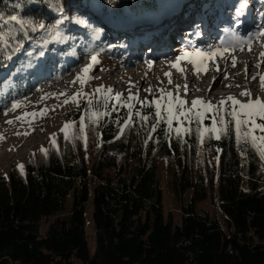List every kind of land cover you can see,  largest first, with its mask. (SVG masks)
<instances>
[{
	"label": "trees",
	"instance_id": "16d2710c",
	"mask_svg": "<svg viewBox=\"0 0 264 264\" xmlns=\"http://www.w3.org/2000/svg\"><path fill=\"white\" fill-rule=\"evenodd\" d=\"M163 1L58 0L69 21L59 25V31L29 28L25 37L18 31L20 23L10 20L12 15L51 25L59 13L43 0H0V32L8 34L10 45L22 41L10 60L0 57V112L65 78L79 54H102L107 32L100 19L129 13L143 18ZM211 1L220 7L228 3ZM140 25L135 23L133 29ZM129 103H81L69 139L60 132L57 146L49 154L39 151L24 174L13 168L7 177L0 175V264H264V160L250 144L236 142L235 122L227 115L233 105L214 107L197 124L194 114L200 109L171 103L173 111L190 119H173L169 130L162 119L169 101L160 105V117L151 103H130L131 123ZM216 108L228 122V135L217 140L204 133L201 141L196 129L212 127ZM138 112L149 119L142 120ZM216 126L220 128L218 119ZM203 150L215 158L207 169L199 165ZM162 162L171 168L175 193H188L181 202L180 223L164 210ZM209 191L216 193L221 218L197 208ZM91 196L94 254L86 233ZM45 219L52 220L42 233Z\"/></svg>",
	"mask_w": 264,
	"mask_h": 264
},
{
	"label": "rangeland",
	"instance_id": "374dc122",
	"mask_svg": "<svg viewBox=\"0 0 264 264\" xmlns=\"http://www.w3.org/2000/svg\"><path fill=\"white\" fill-rule=\"evenodd\" d=\"M186 1L188 0H164L159 9L150 14L149 18L154 23L148 21L149 19L147 20V18L141 20V15L136 13H129L125 16L121 15L119 16L121 18L115 15L117 16L116 18L113 17L108 21L106 20L105 23L100 22L106 28L107 35L101 41V44L104 46V52L97 55L98 63H94L91 60V56L79 54L65 78L33 91L27 99L16 103L18 107L15 110L0 112V175L7 177L13 168L20 171L19 165H23L24 174L27 163L41 151V148L46 149L49 154L57 146L59 133L62 132L61 130L64 128L65 123L71 122L73 117L78 116V107L82 105L81 103L88 102L89 99L95 103L99 101L115 103L117 101L114 98L108 99L107 97L122 94L121 100L126 102L151 103L154 106H156L155 101H159L160 105L164 101L179 105L178 100L182 99L185 101L183 109H192V101L197 98H200L204 102H211L214 107L232 105V102L227 99L230 96L235 97L242 103H247L249 97L242 95V93L250 90L253 99L260 98L264 101V85L261 83V77H264V56L261 55V53H264V36L255 37L251 44V50H248L247 45L243 41L248 39L247 34L249 32L257 31L251 29V27L258 23L254 22L251 26L236 23L237 25H241L239 28L236 27V24H232L230 12L232 11V6L238 4V0H228V3L221 7L212 3L211 0H208V3H206V0H199L205 4L202 8L197 4L198 10L196 13L208 16L211 18V22L217 21V30L222 29L223 31V37L217 45L213 44L203 47L195 37H186L185 40H180L179 44H182L180 46L181 51H178L179 47L174 48L176 45H165V42H162L164 38L161 39L159 35H155L154 33L152 36L147 37L151 46L145 49L143 43L145 42L143 40L145 38L142 39L138 35L140 38L137 40V34L144 32L143 30L146 28H150L148 26L159 27L157 24L158 18L165 13L164 11L171 13L170 7L172 5L176 7L173 12L177 10L180 13L186 12L182 10L186 6H184ZM248 3H250L251 7L253 5L264 6V3L258 0H248ZM227 8L231 9L228 11L226 10ZM97 9V6H95L93 9L94 14H97ZM223 17L226 18L224 26H222ZM125 21H129L130 25L136 22L139 25L141 24V27H139V30H125L123 26L128 23ZM148 23L150 25H147ZM160 24H163L160 26L163 30L167 27L165 22ZM198 24L200 25V22ZM161 29H158L156 34ZM201 30L203 28H199V33L202 32ZM169 33L170 30L167 29L164 35ZM98 34L101 36L100 31H98ZM116 34L120 39L115 38ZM125 34L129 35L132 40L122 39V36ZM238 40L242 42V45L238 44ZM136 41L139 43H136ZM160 44H163V46ZM157 45H160L164 51L161 53L156 50L155 53L159 54V58L157 59H153L156 55L143 56L141 53L136 54V47H141L143 51L149 53ZM196 49H201L204 52L220 49L222 55H217L215 58L205 61L203 68L199 72L189 62L195 58L192 55L180 59L178 67L173 66V64L177 63L178 57L183 56L185 52L194 53ZM244 54L246 58H250L248 59L250 62L245 66L241 61ZM233 57L237 61L235 66L232 64ZM128 60L134 62L133 66L138 65L136 67L137 73H130L124 78L120 74L118 67L121 62ZM156 60H158V66L154 65ZM197 62L200 63L201 60L198 59ZM89 65H93V67L88 73H85L84 69ZM180 69H183V71H180ZM215 77L218 78L217 83L212 85V80ZM252 77H255V79H252ZM82 80L84 83H81ZM188 84H190V87ZM101 86L104 87L101 88ZM98 88H101V91L96 92L95 90ZM108 88L112 89L111 93L107 92ZM190 89L193 92L190 93ZM168 93L172 94L171 97H169ZM73 96H75V100H73ZM129 96L136 97V99H129ZM221 100L225 101L223 105L220 104ZM65 101L68 102L65 103ZM198 109L204 113L211 112L207 111L203 104H198L193 110ZM33 113L35 115H32ZM7 121H12V123H8ZM262 121L257 118V123ZM72 128L67 129V132L71 131ZM254 134L264 135V132L256 129ZM53 137H55V145L51 142ZM198 159L199 165L203 169L209 168L211 164H214L215 160L209 150L200 151ZM170 169L167 163H160L159 177L164 191V210L166 215L171 217L175 223H180L181 202L188 199V193L182 195L175 193L172 188V172ZM92 198L91 196L86 210V233L89 250L94 254L96 250V228L92 217ZM217 199L216 193L211 195L209 191L207 199L198 202V210H207L212 216L221 218L219 201ZM51 220L45 219L42 221V233L48 229ZM74 264L80 263L78 260H75Z\"/></svg>",
	"mask_w": 264,
	"mask_h": 264
},
{
	"label": "snow or ice",
	"instance_id": "6c2138e0",
	"mask_svg": "<svg viewBox=\"0 0 264 264\" xmlns=\"http://www.w3.org/2000/svg\"><path fill=\"white\" fill-rule=\"evenodd\" d=\"M44 3H46L50 10L55 11L56 13H59V18L51 25H47L42 21H36V20H31V21H24L22 19V17L18 16V15H12L10 17L11 21H18L20 23V28L18 29V31L22 32L24 34L25 37H27V32L28 29L30 28L32 31H36V30H45V31H51L53 29L59 31V25H63L65 23V21H69V17L64 13V9H63V5L58 3V0H43ZM260 2L264 3V0H260ZM17 7H19V5H17ZM248 7V0H238V4L235 10V17L234 19L236 21H238V23L243 24V20L240 19V17H243L246 13ZM0 19H3V17H0ZM75 23H83L82 20H74ZM27 25V27H26ZM257 31L256 32H249L247 34L248 39L246 41H243V43H246L248 50H251V44L252 41L255 37L257 36H264V26L258 25L257 26ZM7 35L5 33L0 32V57L4 58V59H8L10 60L12 58V55L15 53V51H17L21 46H22V41H17L16 45H10L9 44V40L7 39ZM11 47V52H8L7 55L5 56V52L7 49H9ZM241 50H243L241 48ZM40 56L44 55V51L41 50L39 52ZM194 56L195 58L191 59L189 62L192 63L195 68L196 71L199 72L201 71V69L204 66V62L209 60V59H213L215 58L217 55H222L221 54V50L220 49H215L213 51H209V52H204L201 49H196L194 51V53H187L185 52L183 54V56L178 57L177 58V63L173 64L174 67H178V62L180 59H183L185 56ZM262 56H264V53H261ZM200 59L201 62L198 63L197 60ZM91 60L94 63H98V58L97 55H92L91 56ZM236 60L233 57L232 58V64L233 66H235L236 64ZM93 67V65H89L88 67H86L84 69L85 73H88L90 71V69ZM206 70V69H204ZM180 71H183V69H180ZM247 71V70H246ZM252 79H255V77H252ZM171 82V81H170ZM81 83H84V81L82 80ZM261 83L262 85H264V77H261ZM104 86H101V88H103ZM101 88L96 89V92L101 91ZM108 93L112 92L111 88L107 89ZM87 95V94H85ZM169 97H171V93H168ZM242 95H246L249 97V100L247 103H242L241 101L237 100L235 97H228L227 99L230 100L232 102V110L227 112V115L231 117V119L235 122V139L237 143H240L242 140L245 143H248L252 146V148L259 153V156L262 160H264V135H255L254 131L256 129H259L260 132H264V123H257V118H259L260 120H264V101H262L260 98H256V99H252L251 98V92L250 90H246L244 93H242ZM121 97L122 94H116L114 97H107L108 99H112L114 98L118 103L121 102ZM129 99H136V97L133 96H129ZM73 100H75V96H73ZM68 101H65V103H67ZM179 105L181 108H183L185 101L182 99L178 100ZM93 101L91 99L88 100V104L92 105ZM156 105V112L155 115L156 117H160L161 113H160V102L159 101H155L154 102ZM225 103V101L221 100L220 104L223 105ZM198 104H203L205 109L207 111H212L214 109V106L211 104V102H204L202 101L200 98H197L196 100L192 101V109H195L196 106ZM236 105H239V110L236 109ZM146 106H151L146 105ZM16 107H18V104H13L12 108L9 110H15ZM127 107L129 108V123H131V108H132V104H127ZM189 111H191V109H189ZM217 115L216 117H213V124L211 128H204L203 131H201V129L198 127L196 129L197 133L199 134V138L201 139V141H203V134L204 133H212L214 134V138L219 140L222 138V136H226L228 135V122L225 121L224 116L221 115V109L220 108H216L215 109ZM166 112H167V116L163 117L162 119H166V122L168 124L169 130H171L172 127V121L173 119L179 120L180 116L183 115L185 120H189L190 117L188 115H186L183 112L177 113L175 111H173V106L171 104V102H169L168 107L166 108ZM7 114V113H5ZM32 115H35L34 113ZM138 116L141 117L142 120L147 121L149 119V117L147 115H141L139 112L137 113ZM204 112H198L195 113V119L197 124H199L203 119H204ZM243 117V118H242ZM219 120L220 123V128L218 129L216 126V120ZM8 123H12V121H7ZM81 128H80V132L83 134L84 132V120L81 119L79 121ZM93 123H95V121H93ZM158 123V122H157ZM76 124L75 121H71V122H66L64 125V128L61 130L64 133V139H69V135L67 132V129H69L70 127H73ZM249 125H251V127H249ZM156 127V123L153 124V128L152 130L154 131ZM177 133L180 132V129H176ZM185 132H189L190 130L188 128L184 129ZM210 139L213 138L212 136L209 137ZM51 142L55 145L56 141H55V137H53V139L51 140ZM217 151H219V149H217ZM41 152H43L44 154H47V150L41 148ZM21 173H23V165H19L18 166Z\"/></svg>",
	"mask_w": 264,
	"mask_h": 264
},
{
	"label": "bare ground",
	"instance_id": "6f19581e",
	"mask_svg": "<svg viewBox=\"0 0 264 264\" xmlns=\"http://www.w3.org/2000/svg\"><path fill=\"white\" fill-rule=\"evenodd\" d=\"M191 2V0H188V1H186L185 2V4H184V6L186 5V4H188V3H190ZM174 5H172L170 8H171V10H172V12L171 13H169L168 11H164L165 13H163L162 15H160V17L158 18L159 19V21L157 20V23H162L163 22V20H170V19H173L174 17H176L177 16V14H178V10L177 11H175V12H173V10L176 8L175 6L173 7ZM237 7V6H236ZM236 9V8H235ZM97 11H98V9H97ZM263 11V10H262ZM261 11V12H262ZM260 12V11H259ZM154 12H152V13H150V14H153ZM150 14L149 15H146L144 18H142V17H140V18H142L141 20H144L145 18H147V20L148 21H150L151 23H154L153 22V20L152 19H150L149 17H150ZM119 16H121V15H118V17ZM125 16V15H124ZM113 17H117V16H113ZM112 17V18H113ZM119 18H121V17H119ZM123 18V17H122ZM130 18V17H129ZM136 18H138V17H136ZM139 18V19H140ZM161 18H163V19H161ZM170 18V19H169ZM127 19H128V17H127ZM161 19V20H160ZM102 20H105V19H103L102 18ZM128 20H130L131 21V19H128ZM155 21H156V19H154ZM241 20H243V19H241ZM125 22H128L127 24H124L125 26H123L124 27V29L126 30H128V29H133L134 28V26H135V23H133L132 25H130L131 23L129 22V21H125ZM248 22H249V20H248ZM144 24H146V23H144ZM243 24H245V22L243 21ZM242 24V25H243ZM147 25H150L149 23L147 24ZM217 25H218V22H217V24H215V22L214 21H212L211 22V20H208L207 22H206V24L203 26L201 23H200V25L197 23V28H198V31H199V28H203V30H201L202 32H201V37L203 38V40H209L210 39V37L211 36H213L214 34H215V31L218 29V27H217ZM148 27H150V28H146L145 30H143L144 32V34L142 35V36H144V35H147L146 34V32H148V31H150L152 34H154L155 33V35H159V38H164L163 40H162V42H165V45H172L173 44V42H172V33H169V34H167V35H162L161 33H157L156 34V30L154 29V27H152V26H148ZM152 27V28H151ZM149 29H151V30H149ZM180 30L179 29H177V30H175V33H178ZM121 32V31H120ZM118 33V32H117ZM152 34H151V36H152ZM149 35V34H148ZM142 36H140V37H142ZM138 35H137V39H139L140 38ZM115 38L117 39L118 38V35L116 34L115 35ZM129 39V40H132V38H130V36L128 35H124V36H122V39ZM118 39H120V38H118ZM116 41V40H115ZM212 42V41H211ZM144 43V45H145V49H148V48H150V46H151V43L149 42V41H145V42H143ZM160 45H162L163 46V44H160ZM160 45H157L154 49H153V51H151V52H149V53H146L145 51H143V49L141 48V47H136V50H137V53L136 54H140L141 53V55H143V56H152V55H156V56H154L153 57V59H157V58H159V54L158 53H155L156 52V50H157V52L158 51H160L161 53H163L164 51H163V49H162V47L160 46ZM147 46H149V47H147ZM159 50H158V49ZM164 48H166V47H164ZM165 50V49H164ZM170 50V49H169ZM163 51V52H162ZM160 53V54H161ZM158 54V55H157ZM245 57V54L243 55V57L241 58V61L243 62V64H244V66L247 64V63H249L250 62V60H248V59H250V58H246ZM159 60V59H158ZM158 60H156V62H154V65L155 66H158L157 65V63H158ZM136 63V62H135ZM133 64H134V62L131 60H128V61H123V62H121L120 63V66L118 67V70H119V72H120V74L121 75H123V77L124 78H126L130 73L131 74H135V73H137V66L138 65H136V66H133ZM160 67H161V65H160ZM245 70V69H244ZM217 80H218V78L217 77H215V78H213V80H212V85H215L216 83H217ZM188 86L190 87V84H188ZM191 92H193L191 89H190V93Z\"/></svg>",
	"mask_w": 264,
	"mask_h": 264
}]
</instances>
